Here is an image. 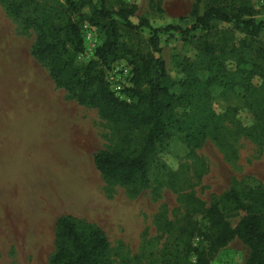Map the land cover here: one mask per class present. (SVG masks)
<instances>
[{
    "label": "rangeland",
    "instance_id": "rangeland-1",
    "mask_svg": "<svg viewBox=\"0 0 264 264\" xmlns=\"http://www.w3.org/2000/svg\"><path fill=\"white\" fill-rule=\"evenodd\" d=\"M119 1L115 8L121 2L134 8L132 20L145 18L158 28L191 26L194 11L204 9L197 0ZM249 1L256 19L264 21V0ZM82 11L89 14L90 6ZM89 26L84 28L86 49L77 56L79 64L96 59L103 40V34ZM217 27L220 31H215L213 40L220 41L225 31L229 47L237 44L238 55L228 60L233 66L240 62L242 68L251 69L258 64L264 70V32L245 47L241 43L245 35L233 25ZM132 35L146 52L153 51L149 29ZM36 39L35 29L23 27L0 0V264H49L55 250V223L61 215L101 227L108 235L114 264H161L167 259L170 264H246L250 249L238 237L209 251L201 234L205 210L228 190H264V118L250 105L253 99L245 89L212 86L207 103L214 117L198 140L186 139L188 129L176 130L158 144L149 184L125 186L105 180L94 163L97 151L117 146L121 130L55 85L32 55ZM159 41L161 51L154 54L164 60L175 82L170 89L178 94L181 62L196 58L197 39L185 42L171 31L161 32ZM124 64L132 68L126 60L113 66ZM200 75L207 78L209 73ZM118 96L131 100L125 93ZM13 136L21 160L9 163ZM244 215L239 210L226 212L225 217L235 227ZM186 229L193 235L184 234Z\"/></svg>",
    "mask_w": 264,
    "mask_h": 264
},
{
    "label": "trees",
    "instance_id": "trees-1",
    "mask_svg": "<svg viewBox=\"0 0 264 264\" xmlns=\"http://www.w3.org/2000/svg\"><path fill=\"white\" fill-rule=\"evenodd\" d=\"M197 1L204 3V9L202 13L194 11L191 26L158 28L145 18L138 22L132 20L134 8L131 6L121 2L115 8L119 0H45L42 3L2 0L12 17L23 27L37 32L32 55L43 63L55 85L79 105L97 109L104 119L121 130L115 148L94 154L96 169L105 180L146 187L151 160L161 141L173 136L176 130L188 129L186 139L195 142L208 127L214 114L207 100L214 85L244 88L246 95L253 99L250 105L264 118L263 68L253 64L251 69H244L240 62L233 66L228 60L238 55L237 44L234 42L229 47L225 31L220 41L212 37L215 31H220L217 24H231L245 35L241 43L247 47L248 40L255 42L264 32V21L256 19V9L249 0ZM86 5L90 6L89 14L82 11ZM86 23L96 27L103 34V40L96 48V59L79 64L77 56L86 49ZM143 29L150 30L148 41L153 51L146 52L142 42L133 38L134 32ZM171 31L185 42L197 39L196 58L181 62L183 79L178 94L170 89L175 82L164 60L154 54L161 51L160 33ZM196 31H203L205 35L197 36ZM119 60H126L132 66V83L124 89L130 101L111 90L107 78L108 70ZM202 72H208L209 76L202 78ZM257 77L261 79L260 84L254 83ZM182 108L184 111L179 114ZM239 210L245 211V215L232 227L225 214ZM204 218L205 229L201 234L209 243V251L238 237L250 249L246 264H264L262 188H231L221 201L213 202L205 210ZM194 224L190 222V226ZM193 232L186 229L183 233L190 236ZM54 236L55 250L49 264H114L108 235L99 226L61 215L56 220ZM195 250L201 254L199 248ZM161 264L170 263L167 259Z\"/></svg>",
    "mask_w": 264,
    "mask_h": 264
},
{
    "label": "built area",
    "instance_id": "built-area-1",
    "mask_svg": "<svg viewBox=\"0 0 264 264\" xmlns=\"http://www.w3.org/2000/svg\"><path fill=\"white\" fill-rule=\"evenodd\" d=\"M84 28L90 29L89 25H85ZM108 81L111 84V90L117 95L124 93V89L130 86L132 83V68L127 65L113 66L108 71Z\"/></svg>",
    "mask_w": 264,
    "mask_h": 264
},
{
    "label": "crops",
    "instance_id": "crops-1",
    "mask_svg": "<svg viewBox=\"0 0 264 264\" xmlns=\"http://www.w3.org/2000/svg\"><path fill=\"white\" fill-rule=\"evenodd\" d=\"M15 138H16L15 136L12 137V139H15ZM2 143H3V141H2ZM13 144H14L13 145L14 147H12V149L8 150V159L7 160L9 163L19 162L21 160L20 152H19L20 149H18L20 146H19V142H17V139H15L13 141ZM15 145H17V146H15ZM3 147H4V145L2 144V148Z\"/></svg>",
    "mask_w": 264,
    "mask_h": 264
}]
</instances>
